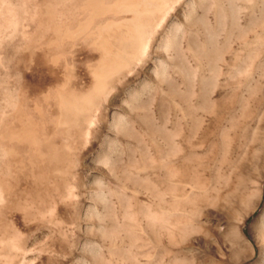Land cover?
Returning a JSON list of instances; mask_svg holds the SVG:
<instances>
[{
  "label": "rangeland",
  "instance_id": "1",
  "mask_svg": "<svg viewBox=\"0 0 264 264\" xmlns=\"http://www.w3.org/2000/svg\"><path fill=\"white\" fill-rule=\"evenodd\" d=\"M142 1L0 0V264H264V0Z\"/></svg>",
  "mask_w": 264,
  "mask_h": 264
},
{
  "label": "bare ground",
  "instance_id": "2",
  "mask_svg": "<svg viewBox=\"0 0 264 264\" xmlns=\"http://www.w3.org/2000/svg\"><path fill=\"white\" fill-rule=\"evenodd\" d=\"M150 1V0H149ZM112 2V1H111ZM110 2V3H111ZM118 2V1H117ZM146 2V1H145ZM108 4H109V2H107ZM116 3V2H115ZM131 3L132 4H127L126 6V8H127V10L129 11V10H131V9H134L135 11V14H133V16H130V17H126V18H123L122 20H119V21H112V22H108V24L106 25V26H104L103 28H101V27H99V29L101 30V29H103L102 31H101V33L100 32H98L97 31V34L99 33L100 35H99V37H98V40H97V42L101 45V47H102V49H103V52H102V54L100 55V57L99 58H97L98 60L96 61V62H98V63H100L99 65H100V67H105L104 65H108V64H110V65H112L113 66V64L112 63H116V62H120V60L123 58L124 59V57H126V56H124V54H125V52L124 51H130V49L128 50V48H126L125 49V47H127L128 46V44L127 43H129V44H133L134 42L132 41L133 39H135L134 37V34H135V32L138 30V31H141V27H140V25H139V15L142 13V11H144V9H142V8H140L141 7V5H142V7H143V1L141 0H134V2H133V0H131ZM159 5H160V3H158ZM164 4V3H163ZM163 4H162V6H163ZM116 5V4H115ZM165 5V4H164ZM114 6V5H113ZM161 6V5H160ZM159 6V7H160ZM106 11V10H105ZM154 11V10H153ZM103 13V12H102ZM150 13V12H149ZM150 16V15H149ZM151 20V19H150ZM140 21H142L141 19H140ZM150 22V21H149ZM105 24V23H104ZM141 24V23H140ZM139 27V28H138ZM142 28H144V27H142ZM137 31V34L138 35H140V33ZM136 34V35H137ZM134 36V37H133ZM138 39H139V37H138ZM144 39V38H143ZM90 40V39H89ZM139 41H141V40H138V42L137 43H139ZM96 42V43H97ZM132 42V43H131ZM136 43V42H135ZM134 43V44H135ZM136 43V44H137ZM134 44H133V46H134ZM140 44V43H139ZM127 45V46H126ZM138 45V44H137ZM136 45V46H137ZM142 45V44H141ZM129 47V46H128ZM138 47V46H137ZM131 48V47H130ZM133 48H135L136 49V47H133ZM132 48V49H133ZM134 50V49H133ZM126 51V52H127ZM137 51V50H136ZM139 51V50H138ZM130 52H133L132 50L130 51ZM129 52V53H130ZM129 53L127 54V55H129ZM136 53V52H135ZM132 54V53H131ZM130 54V55H131ZM129 55V56H130ZM133 56V55H132ZM136 56V55H135ZM131 58V57H130ZM125 60H127V57H126V59ZM124 60V61H125ZM121 62H123V61H121ZM120 62V63H121ZM117 65H118V63H117ZM129 65V64H128ZM98 66V65H97ZM115 66V65H114ZM100 67H98L99 69H101ZM109 67H111V66H109ZM117 67V66H116ZM123 67V66H122ZM95 68V67H94ZM97 68V67H96ZM112 68V67H111ZM99 69H97V71H99ZM97 71H96V73H97ZM106 71V70H105ZM102 72H104V71H102ZM98 73V74H102L103 75V73ZM105 73V72H104ZM107 73V72H106ZM105 73V74H106ZM117 73H118V71H117ZM97 74V76H99V78L101 79V75H98ZM108 74V73H107ZM96 76V80L99 82V78ZM110 76V75H109ZM112 76V75H111ZM110 79V78H109ZM105 81H107V80H105ZM98 82L96 83V84H98ZM108 82H109V80H108ZM100 83V82H99ZM95 84V85H96ZM100 84H102V83H100ZM68 86V85H67ZM101 86H103V85H101ZM95 87H97V86H95ZM101 89V88H100ZM100 91H102V89L100 90ZM97 93H98V91H97ZM95 94V93H94ZM100 94V93H99ZM98 94V95H99ZM71 95V94H70ZM73 95V94H72ZM68 98V97H67ZM83 99L84 98H74V99H72V100H67L68 101V104L70 105V106H73V107H76L79 103H81L82 101H83ZM91 100H93V99H91ZM66 101V100H65ZM66 101V102H67ZM88 101V100H87ZM86 101V102H87ZM85 102V103H86ZM91 103V102H90ZM71 109H73V108H71ZM78 111V110H77ZM82 111V110H81ZM67 114H68V112H67ZM63 115V114H62ZM70 120V119H69ZM72 120V119H71ZM73 121V120H72ZM71 121V122H72ZM67 124V123H66ZM15 130V129H14ZM13 132V131H12ZM24 137V136H23ZM48 158V157H47ZM264 237V236H263ZM263 239V238H262Z\"/></svg>",
  "mask_w": 264,
  "mask_h": 264
}]
</instances>
